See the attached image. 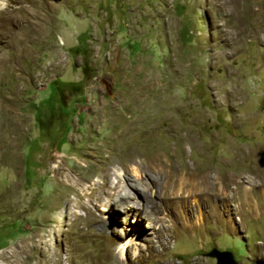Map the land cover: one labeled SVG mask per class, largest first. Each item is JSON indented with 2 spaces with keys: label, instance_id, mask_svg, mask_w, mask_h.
<instances>
[{
  "label": "rangeland",
  "instance_id": "1",
  "mask_svg": "<svg viewBox=\"0 0 264 264\" xmlns=\"http://www.w3.org/2000/svg\"><path fill=\"white\" fill-rule=\"evenodd\" d=\"M19 7L25 8L17 16L43 31L23 43L17 70L0 79V106L21 122L13 134L6 115L0 119V156L15 149L0 162V264H11L23 241L32 247L30 264L41 263L46 246L65 264H78L77 245L95 250L92 256L105 245L104 224L115 257L109 264H217L209 255L214 249L231 252L236 264H264L258 185L251 193L260 214L233 201L228 189L220 227L213 218L218 202L208 203L204 184L176 198L148 186L159 219L153 225L150 209L141 218L129 207L119 210L106 194L97 198L105 170L107 190L119 178H155L157 169L147 165L153 145L169 153L186 130L200 145L191 162L201 170L264 176V45L256 37L264 29V0H0V11ZM5 53L14 57L0 44V56ZM58 56L65 62L56 69ZM54 81L61 97L52 94ZM133 119L146 120L144 134L122 136ZM129 147L137 156L127 162L119 156ZM177 154L175 163L185 170ZM109 156L116 161L106 166ZM134 200L145 208L144 199ZM189 225L197 228L186 232ZM123 247L127 255L119 263Z\"/></svg>",
  "mask_w": 264,
  "mask_h": 264
},
{
  "label": "bare ground",
  "instance_id": "2",
  "mask_svg": "<svg viewBox=\"0 0 264 264\" xmlns=\"http://www.w3.org/2000/svg\"><path fill=\"white\" fill-rule=\"evenodd\" d=\"M23 8L22 7L16 8L13 11H11V13L10 11H0V21H1L0 22V44L2 45L3 49L5 48V49L14 50L13 58L7 57V53L0 56V79L5 77L11 71L17 70L16 64L22 55V50L20 47L23 45V43L27 42L28 40H32L38 32L43 31V29L39 28L37 24L30 21L28 16H25L24 19H21L19 18V16H17L16 14L17 11L21 12L23 11ZM15 27L17 28V30H15ZM257 31H258L256 33L257 40L260 42L261 45H264V29H260ZM64 62L65 61L63 60V58L59 57V60L56 63L55 68L56 69L62 68ZM35 80H36V77H35ZM30 82H32L31 79H30ZM33 82H36V81H33ZM20 85H23V84L17 85L16 86L17 89L16 88L14 89L15 90L20 89ZM6 106H8V104H6ZM5 115L8 119V121L6 122V126H7V129L9 130V133L15 134L16 132L20 130V127H21L20 120H18L15 116H13L10 111H8V115H7L4 109L0 106V119L3 118ZM144 125H146L145 119H138V121L136 119H133L129 122L128 125L123 127V130L121 131V135L122 136H129V135L138 136V135L144 134V132L140 131L141 126H144ZM148 128H149V133L152 134L153 131L151 129L153 128V126H148ZM3 129H4V126L2 125V122L0 121V140H4L2 139ZM153 130H155V128ZM155 132L156 131H154V133ZM178 133L176 134L175 143L169 149V153L164 152L162 149L163 147L161 148L160 146H157L153 143L154 144L152 148L153 150H151V152H149V155L147 156V160H148L147 165L152 167L153 169H157V176L155 178H150V176L149 177L146 176L148 182H146V180L144 179H142L139 182L138 181L135 182L130 177H126L124 180L119 178V179H116V181L113 184H111L107 190L105 185L108 183L110 173L105 170L101 173V179L104 180L105 185L100 187V193L97 194V198L101 196V193L106 194L108 197H111L113 204L116 205L119 210H123L124 208L129 207L131 208L132 213H134L136 216H139L141 218L144 217V214H142V212L146 209H150L151 212L150 213L148 212V217L147 218L145 217V218L149 220L151 224L153 225L155 223H158L159 219L153 215L152 210L154 209V204L153 202L150 201L149 196H146L147 191H149L148 186L152 185L153 188L155 187L156 189H160V192L163 194L165 198H176L181 193L184 194V192L186 191L190 192L192 188L196 189V187L202 186L204 184L206 185L207 190L209 194L211 195V198L208 200V203L212 202L213 204L215 203V201L218 202V204L214 205V211H213V218L215 219V224L217 225V227H220L222 225L223 218L227 212V208L229 207L228 189L229 190L231 189L233 191V201H236V200L237 202L240 201V205H242V202H243L245 206H247L249 212L253 215L257 216L258 214H260L258 205L253 200V194L251 193L252 192L251 186L258 185V188L259 187L264 188V176L259 175V176H256L255 178H251L247 180L246 178L243 177V174L240 172L231 174V176L228 177L226 174H224L223 172L224 170L222 169L223 170L222 171L221 168H219V172L215 171L217 172L216 175H212V172L210 171V169L208 170V168L205 170H201L200 168L195 166L194 164L195 162L194 163L191 162V159H192L191 156H192L193 150L199 149L200 145H198L196 139L192 136L191 132L186 130L185 132L182 131L181 133L179 131ZM149 136H148V139H149ZM3 144H4V141L0 143V148L3 147ZM132 148L133 147H129V149L125 148L121 152L122 155L119 157L126 159L127 162L130 159H135L137 156V150L135 148L133 149ZM178 151L181 152V154H183V157L185 159L184 161L185 170H183V168H178L175 163V158L179 157V155L177 154ZM3 154L4 155L2 157L0 156V162L2 159L8 158V157L11 158V156L13 157L15 155V149L11 148L5 151ZM261 156L264 157V151L261 153ZM115 161H116V158L113 159L112 156L105 158L106 166L112 164ZM59 174H60V171H55L54 177L56 178ZM160 177L163 178L162 182H160L159 180ZM257 178L261 180L258 181L256 180ZM246 183L250 184V186L246 185ZM142 195L144 197H142ZM137 197H141L142 200L144 199L146 201L145 208L144 207L142 208V205L137 203L134 200V198H137ZM128 198H130L131 200H128ZM126 203H127V206H126ZM240 205L238 204L236 205L238 206V208H236L237 211H239V209L241 210ZM133 208H135L137 211H134ZM87 211L89 213V216L93 218L92 211L90 209H88ZM96 222H98V220L97 221L94 220V223ZM185 228H186L185 229L186 232H188V230H192L197 227L189 225ZM198 228H201V224L199 225ZM105 231H106L105 224L101 225V232H99V235L101 239L103 238L105 239V240H102V242H105V245L100 249L99 253H97L94 256H92V253L95 254L94 252L95 250L91 252V251L86 250V248L83 247L82 245H77V246L75 245L76 246V253H75L76 256L75 257L78 258V260L80 261L78 264H84L83 262L86 261L85 260L86 258L93 259V257L100 259L101 264H109L112 261V257L115 258L114 256L110 254L111 253V243L109 242L108 238L107 239L105 238L104 236ZM40 238H42L41 235H40ZM46 248H47L46 249L47 255L42 257L40 264H65L62 258V254L60 252L48 246H46ZM149 248L151 249L152 252L156 251V250L155 251L153 250V245H150ZM125 249L126 247H123L119 254V257L116 258L119 263H122L123 258H125V256L127 255L125 253ZM155 253L157 254V252ZM11 259H13L11 264H30L31 263V260L33 259V254H32V247L29 245L28 241L22 242L18 250L13 252ZM201 263L202 262H200V260H197L192 264H201Z\"/></svg>",
  "mask_w": 264,
  "mask_h": 264
},
{
  "label": "water",
  "instance_id": "3",
  "mask_svg": "<svg viewBox=\"0 0 264 264\" xmlns=\"http://www.w3.org/2000/svg\"><path fill=\"white\" fill-rule=\"evenodd\" d=\"M209 255L217 259V264H236L231 252L214 249Z\"/></svg>",
  "mask_w": 264,
  "mask_h": 264
},
{
  "label": "trees",
  "instance_id": "4",
  "mask_svg": "<svg viewBox=\"0 0 264 264\" xmlns=\"http://www.w3.org/2000/svg\"><path fill=\"white\" fill-rule=\"evenodd\" d=\"M52 84H53V86L51 88L52 94L53 95H58V96L61 97L62 96V91H61L59 85L57 84V82L54 81ZM65 110H66V108H65Z\"/></svg>",
  "mask_w": 264,
  "mask_h": 264
}]
</instances>
